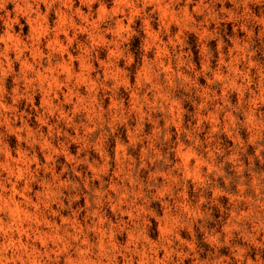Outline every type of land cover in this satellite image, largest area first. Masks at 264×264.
<instances>
[{
  "label": "rangeland",
  "instance_id": "1",
  "mask_svg": "<svg viewBox=\"0 0 264 264\" xmlns=\"http://www.w3.org/2000/svg\"><path fill=\"white\" fill-rule=\"evenodd\" d=\"M0 264H264V0H0Z\"/></svg>",
  "mask_w": 264,
  "mask_h": 264
}]
</instances>
